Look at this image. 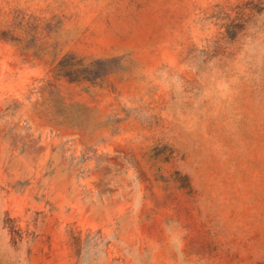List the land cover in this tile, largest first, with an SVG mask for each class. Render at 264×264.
<instances>
[{"label":"rangeland","instance_id":"374dc122","mask_svg":"<svg viewBox=\"0 0 264 264\" xmlns=\"http://www.w3.org/2000/svg\"><path fill=\"white\" fill-rule=\"evenodd\" d=\"M0 264H264V0H0Z\"/></svg>","mask_w":264,"mask_h":264}]
</instances>
